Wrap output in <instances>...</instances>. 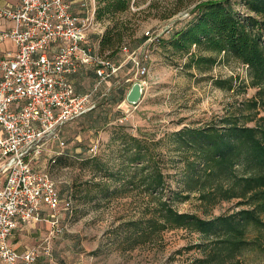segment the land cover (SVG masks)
<instances>
[{
    "label": "rangeland",
    "instance_id": "1",
    "mask_svg": "<svg viewBox=\"0 0 264 264\" xmlns=\"http://www.w3.org/2000/svg\"><path fill=\"white\" fill-rule=\"evenodd\" d=\"M86 1L89 7L103 5L100 0ZM202 1L205 0H130L125 12L106 14L101 19L104 29L117 24L123 33L120 45L141 44L145 31L158 35L159 41L147 46L148 73L136 105H128L125 100L112 104L106 99L107 94H101L105 88L114 87L113 96L116 91L125 95L130 85L124 82L123 72L95 93V113H87L62 126L61 135L66 141L62 153L56 156L54 153L61 148L51 142L45 151L47 155L42 157L63 199L60 207L65 208L60 209L62 232L56 235L60 243L59 264H205L199 259L204 256L202 243L206 240L198 233L146 228L145 219L151 209L158 207L156 198L163 195L162 200L173 209L203 217L236 208L235 200L207 208L193 193L186 200H180L176 193L180 189L178 177L182 163L170 134L183 126L203 127L226 114H236L256 91L248 86L246 66L239 61L220 54L208 72L201 73L186 67L188 57L174 52L168 43L172 32L186 27L191 19L182 15L193 16L194 6ZM230 1L236 13L243 17L247 14L240 0ZM192 51L202 53L196 48ZM212 77L231 78L232 89L214 86ZM73 78L80 93L90 91L95 83L90 69L80 71ZM118 125H124L133 136L144 137L154 146L166 174L163 193H147L138 179L129 182L124 170L125 148L112 139ZM94 144L97 149L92 153L89 149ZM242 259L244 264H264L261 253L250 252Z\"/></svg>",
    "mask_w": 264,
    "mask_h": 264
},
{
    "label": "trees",
    "instance_id": "2",
    "mask_svg": "<svg viewBox=\"0 0 264 264\" xmlns=\"http://www.w3.org/2000/svg\"><path fill=\"white\" fill-rule=\"evenodd\" d=\"M100 1L103 5L95 8L99 23L106 14L125 12L130 2ZM239 2L247 11L244 17L236 13L230 0H205L196 4L186 27L172 32L168 41L174 52L188 57L186 67L201 73L208 72L220 54L239 61L246 66L248 86L256 89L240 112L226 114L203 127L183 126L170 134L182 163L178 177L180 189L176 192L180 200L193 193L204 207L213 208L235 200L236 208L203 217L195 212L175 210L162 200L163 195H158V207L151 209L144 221L150 230L184 229L198 233L206 240L202 243L204 256L199 259L205 264H244L242 258L250 252L264 254V0ZM122 38L117 24L104 29L98 56L119 63L123 58ZM145 38L143 35L141 43ZM192 48L202 53L196 54ZM89 69L95 77L94 67ZM211 81L220 89H232L231 78L212 77ZM114 90L110 88L106 99L117 104L125 95L116 91L113 96ZM96 108L97 104L88 115ZM114 129L112 139L125 148L124 170L129 182L138 179L147 193H163L166 174L154 146L144 137L133 136L124 125ZM61 138L66 142L62 135Z\"/></svg>",
    "mask_w": 264,
    "mask_h": 264
},
{
    "label": "built area",
    "instance_id": "3",
    "mask_svg": "<svg viewBox=\"0 0 264 264\" xmlns=\"http://www.w3.org/2000/svg\"><path fill=\"white\" fill-rule=\"evenodd\" d=\"M16 1L0 8V17L13 21L12 28L0 31V42L9 39L16 46L14 54L0 58V157L5 160L0 166L5 177L0 187V264H36L35 248L18 253L7 240L19 223L41 221L44 207L51 213L50 235L62 232V199L48 171L37 165L38 159L49 143L65 145L62 126L92 110L95 93L121 68L129 65L125 83L144 85L150 58L147 46L159 38L145 31L141 44L121 45L123 58L115 64L98 56L87 41L92 13L74 14L69 0ZM90 67L95 69L93 88L78 93L70 77ZM109 90L105 88L102 96ZM96 149L94 144L89 150Z\"/></svg>",
    "mask_w": 264,
    "mask_h": 264
},
{
    "label": "crops",
    "instance_id": "4",
    "mask_svg": "<svg viewBox=\"0 0 264 264\" xmlns=\"http://www.w3.org/2000/svg\"><path fill=\"white\" fill-rule=\"evenodd\" d=\"M69 1L72 3L71 10L74 14L83 17L86 16L87 14L89 15L90 13H92L93 25L92 28H90V30L88 31L87 41L92 47H94V50L97 51L99 46V39L103 33L104 28L95 19V8L93 4L92 7H89L86 0H69ZM16 2H17L16 0H0V8L4 7L6 4H15ZM96 25L98 26L97 28H95ZM12 27H13V21L7 18L0 17V31H7ZM15 51H16V46L11 40L6 39L0 42V58L6 56L7 54H14ZM127 71H129V66L121 68L117 76H120L121 73L123 72H125L126 74ZM74 76L70 77V80L73 83V85L74 82H76L74 81L76 80V78H73ZM93 79H96V76ZM113 80L114 78L110 81ZM53 144L55 147L61 148L60 151L58 150L54 153L56 156H58L57 153L59 152L61 154L62 150L66 146V144L63 147L59 146L57 143H53ZM54 154L52 156H55ZM45 155H47L46 152H44L43 156L40 157V160L37 161V165L40 168H45L44 167L45 163L42 160V157H44ZM4 161L5 160H3V158L0 157V166ZM4 181H5L4 174L0 172V187L3 185ZM61 209H65V208L61 207ZM50 214H51L50 210L44 207L41 211V215H42L41 221L35 224L19 223L17 228L14 230L13 234L7 240V243L12 248H14L18 253H23L24 251H26V249L29 248H35L38 251L36 264H59L58 263L59 244H60L58 241L59 236L57 237L50 235V231L52 229L49 220Z\"/></svg>",
    "mask_w": 264,
    "mask_h": 264
},
{
    "label": "water",
    "instance_id": "5",
    "mask_svg": "<svg viewBox=\"0 0 264 264\" xmlns=\"http://www.w3.org/2000/svg\"><path fill=\"white\" fill-rule=\"evenodd\" d=\"M143 89L144 85L140 81H134L125 94V102L128 105H136L142 97Z\"/></svg>",
    "mask_w": 264,
    "mask_h": 264
}]
</instances>
